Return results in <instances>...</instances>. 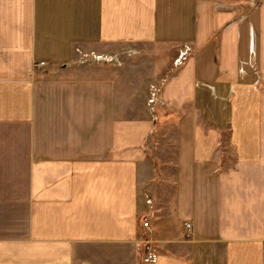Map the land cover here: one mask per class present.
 Instances as JSON below:
<instances>
[{"label": "crops", "instance_id": "obj_1", "mask_svg": "<svg viewBox=\"0 0 264 264\" xmlns=\"http://www.w3.org/2000/svg\"><path fill=\"white\" fill-rule=\"evenodd\" d=\"M238 2L0 0V264H264V0Z\"/></svg>", "mask_w": 264, "mask_h": 264}, {"label": "built area", "instance_id": "obj_2", "mask_svg": "<svg viewBox=\"0 0 264 264\" xmlns=\"http://www.w3.org/2000/svg\"><path fill=\"white\" fill-rule=\"evenodd\" d=\"M44 65H45L44 61L38 62L36 64V66H44ZM143 226L144 227H148L149 226V221L147 219L144 220ZM185 227H186V229L188 231V234L190 235L191 223L188 222V221L185 222ZM145 250H146V253L144 255L143 261L145 263H149V264L153 263L157 259L158 253L153 248L151 240H146V242H145Z\"/></svg>", "mask_w": 264, "mask_h": 264}, {"label": "rangeland", "instance_id": "obj_3", "mask_svg": "<svg viewBox=\"0 0 264 264\" xmlns=\"http://www.w3.org/2000/svg\"><path fill=\"white\" fill-rule=\"evenodd\" d=\"M238 1H239L238 4H237L238 7L242 8V9H245V8L252 7L253 4L255 5V3H258V2H260L262 0H238Z\"/></svg>", "mask_w": 264, "mask_h": 264}]
</instances>
